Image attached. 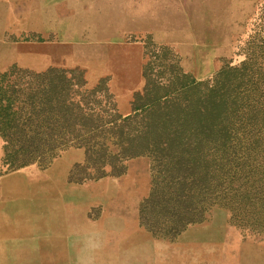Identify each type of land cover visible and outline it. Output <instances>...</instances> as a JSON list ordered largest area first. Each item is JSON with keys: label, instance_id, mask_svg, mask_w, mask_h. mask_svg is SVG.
<instances>
[{"label": "rangeland", "instance_id": "1", "mask_svg": "<svg viewBox=\"0 0 264 264\" xmlns=\"http://www.w3.org/2000/svg\"><path fill=\"white\" fill-rule=\"evenodd\" d=\"M50 67L83 70L89 88L106 78L125 110L146 87L161 95L187 79L204 91L224 81L242 101V143L230 145L219 203L186 228L189 239L170 240L139 225L148 157L71 191L65 236L33 232L29 211L61 159L10 168L0 141V264H264V0H0V92ZM90 170L77 167L75 179ZM17 177L26 200L3 186Z\"/></svg>", "mask_w": 264, "mask_h": 264}, {"label": "trees", "instance_id": "2", "mask_svg": "<svg viewBox=\"0 0 264 264\" xmlns=\"http://www.w3.org/2000/svg\"><path fill=\"white\" fill-rule=\"evenodd\" d=\"M30 74V81L1 86L0 141L10 168L50 162L79 147L84 170L94 171L86 177L100 178L122 175L127 160L148 157L152 186L140 204V224L170 240L219 203L230 145L242 143V101L224 81L204 91L187 79L177 93L161 95L146 87L125 116L106 78L89 88L79 68Z\"/></svg>", "mask_w": 264, "mask_h": 264}, {"label": "crops", "instance_id": "3", "mask_svg": "<svg viewBox=\"0 0 264 264\" xmlns=\"http://www.w3.org/2000/svg\"><path fill=\"white\" fill-rule=\"evenodd\" d=\"M128 106H129V109L125 110L123 106L118 105L117 110L120 113L122 112L121 113L122 115H125V116L129 115L132 113V102H131V105L128 103ZM71 157H77L79 159L76 160L73 163V165L68 166L69 164H72L70 162ZM56 158L61 159V160H59L52 167H50L49 171L46 174L47 180L45 184H43L42 188L40 189V193L37 194V196L41 198L42 203L37 202L39 206H37L36 209H32L31 211L28 210L29 212L33 213L32 216L30 214L32 218V222H33V225H32L33 232H40V231L47 230V232L50 231V235L49 234L48 235L49 237H52V238H54L55 235L57 234L60 235L58 231H62L63 233L61 234V236H65L64 231L67 228V224L71 222V210H70L71 201L69 200L70 198L69 193L71 191L73 190L78 191L79 190L78 186L84 185V182L88 180L94 179V180L102 181L103 178L105 177L121 176V175L115 176V175L108 174L100 178H95V177L87 178L85 176L83 180L75 179L76 168L80 166H84L86 162V152L84 148L70 147L66 150L61 151L60 154L56 156L53 160H55ZM17 178L18 180L8 182L7 184H3V186L6 187V189L9 191L10 194H15L16 196H20V199L26 200L29 198L28 196H30V193H31V192L29 193L30 188L26 184V182L23 181L22 178L20 177H17ZM9 179H11V177ZM94 185L98 186L99 188V185L101 186L102 184L100 183L98 185L96 184ZM32 186H35V185H32ZM104 193L105 192L103 193L99 192L100 201L102 200L101 196L104 195ZM39 200L40 199H38V201ZM88 200L90 201V198ZM139 225L145 231L151 233L150 231L146 230L143 226H141L140 220H139ZM55 229L57 230L56 234H55ZM185 230L178 235L180 240H181V237L183 236L186 239H189V236H191L192 234H195L193 233L194 230L188 233H184ZM28 237H31V235H29Z\"/></svg>", "mask_w": 264, "mask_h": 264}]
</instances>
